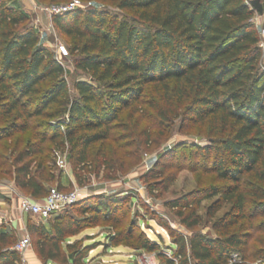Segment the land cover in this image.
Returning a JSON list of instances; mask_svg holds the SVG:
<instances>
[{
  "label": "trees",
  "instance_id": "16d2710c",
  "mask_svg": "<svg viewBox=\"0 0 264 264\" xmlns=\"http://www.w3.org/2000/svg\"><path fill=\"white\" fill-rule=\"evenodd\" d=\"M250 1L111 0L124 14L76 9L55 16V27L67 36L71 53L79 55L76 68L90 77L75 82L72 100L65 68L39 44L29 14L16 0H0V117L10 119L0 127V147L19 133L10 148L13 170L4 173L22 193L41 200L51 183L63 189L62 174L46 166L48 144L60 149L67 140L81 164L93 145L125 127L127 110L129 120L149 108L162 121L182 117L207 125L214 140L194 153L203 156L204 170L216 181L167 202L186 231L161 221L174 240V255L161 252V243L142 230L125 234L119 229L113 240H133L136 248L158 251L163 264H264V250L250 246L251 231H264V61ZM176 177H164L163 189ZM215 197L210 216L231 206L213 223L218 235L188 234L202 223L197 208ZM89 207L81 206L80 212ZM101 213L90 219L97 221ZM78 221L59 217L51 228L29 224L41 236L39 256L66 264L68 249L74 262L84 264L89 251L80 254L75 243L63 246L80 232ZM13 243L12 232L0 228V264H21ZM235 253L239 259L231 263Z\"/></svg>",
  "mask_w": 264,
  "mask_h": 264
},
{
  "label": "rangeland",
  "instance_id": "374dc122",
  "mask_svg": "<svg viewBox=\"0 0 264 264\" xmlns=\"http://www.w3.org/2000/svg\"><path fill=\"white\" fill-rule=\"evenodd\" d=\"M71 1L74 0H16L17 4L29 14V25L35 28L40 45L49 49L55 57H57L56 49L59 43L67 47L69 55L62 58L61 63L69 82L68 93L73 100L77 97L74 89L75 82L90 77L76 68L79 55L71 53L67 36L57 30L47 14L39 11V7L66 4ZM76 1L78 9L85 11L101 9L118 15L125 12L112 5L111 0ZM257 14L255 11L253 22L260 30L264 15ZM147 109V112L142 113L143 117L138 113L130 120L128 119L129 111H124L123 125L125 127L115 130L113 139L93 145L87 161L81 164L74 161L71 144L67 140L65 147L60 149L50 144L46 145L50 148V151L46 153L48 159L46 166L55 175L62 174L66 187H62L61 190L78 189L80 191L78 201L80 203L64 212L54 214L49 219L24 214L21 221L23 226H13L9 229L14 236L13 246L23 235H30L32 244L26 252L20 253L21 264H28L26 261L28 252H35L41 260L40 264H60L59 261L48 262L39 256L37 241L41 236L30 231L28 227L29 224L34 223L45 224L51 228V224L59 217L61 219L72 217L79 220L80 232L67 237L63 246L75 243L80 254L89 251L84 264H163L162 259L158 257V251L151 252L136 248L133 240H123L116 244L113 239L119 229H124L125 234L129 232L138 234L142 230L150 238L161 243V252L168 256L174 255L171 249L175 247L174 240L169 231L161 225V221L169 222L178 231H186L176 210L169 208L166 204L170 200L216 181L213 173L204 170L203 156L194 153L196 147L210 145L214 139L210 136L207 125L195 124L182 117L162 121L154 111ZM55 120L57 119H51L50 122ZM9 122L10 119L0 117V127ZM18 136L19 133L3 140L0 147V184L7 185L9 189L14 181L10 174L4 172L13 170L10 148L15 145ZM24 136L25 141L30 139V133ZM23 146L24 142L19 149ZM40 158L41 156L37 157V162ZM162 166H164L163 170ZM179 168L182 169L179 170ZM172 173L176 174V180L168 189H163L164 177ZM53 187L58 188V184L51 183L50 188ZM217 199L218 197L205 200L197 208V214L202 216V223L190 229L188 234L200 232L209 236L218 235L213 228V223L231 206L226 204L212 217L209 214V207ZM18 205L19 198H17V208H19ZM83 205L90 206L89 212H80ZM99 209L102 211L100 219L97 221L90 219ZM188 211L189 209H186V212ZM115 217L121 218V222H116ZM251 232L253 236L250 242L251 248L264 250V231ZM250 252L247 256L248 262L253 261ZM66 255L69 258L66 264H77L72 260L74 256L72 251L67 249Z\"/></svg>",
  "mask_w": 264,
  "mask_h": 264
},
{
  "label": "built area",
  "instance_id": "2783aa9c",
  "mask_svg": "<svg viewBox=\"0 0 264 264\" xmlns=\"http://www.w3.org/2000/svg\"><path fill=\"white\" fill-rule=\"evenodd\" d=\"M25 1V0H21ZM78 9V3L76 0L66 4L52 5L49 7H39L41 13L47 14L50 21L57 15L65 14ZM259 30V28H258ZM260 41L259 46L262 49V60L264 61V23L259 30ZM57 59L61 62L62 58L69 55L67 47L59 43L57 45ZM62 162V161H61ZM80 191L74 189L72 191H64L57 187L50 189L47 196L41 200H36L32 196L25 194L20 195L19 198V210L22 214H29L37 216L42 219H49L54 214L62 212L77 203L80 200ZM31 238L29 234L23 235L14 245V249L19 253L26 252L31 247ZM239 259L238 254H233L230 262Z\"/></svg>",
  "mask_w": 264,
  "mask_h": 264
},
{
  "label": "crops",
  "instance_id": "0c3cea01",
  "mask_svg": "<svg viewBox=\"0 0 264 264\" xmlns=\"http://www.w3.org/2000/svg\"><path fill=\"white\" fill-rule=\"evenodd\" d=\"M262 23H264V20H262ZM62 187H66L63 183V179ZM22 194L24 193L21 192L15 182L12 183L11 189H9L7 185L0 184V226H3L7 230L13 226H23L21 221L25 215L17 208V198ZM26 261L28 264L41 263L40 258L35 252H28Z\"/></svg>",
  "mask_w": 264,
  "mask_h": 264
},
{
  "label": "water",
  "instance_id": "95a60500",
  "mask_svg": "<svg viewBox=\"0 0 264 264\" xmlns=\"http://www.w3.org/2000/svg\"><path fill=\"white\" fill-rule=\"evenodd\" d=\"M250 4L259 15H264V8L261 0H251ZM50 264H54V263H50Z\"/></svg>",
  "mask_w": 264,
  "mask_h": 264
}]
</instances>
